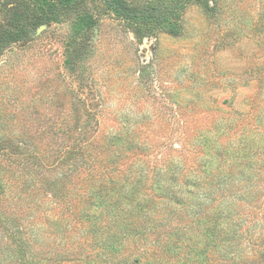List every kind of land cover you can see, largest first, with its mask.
I'll list each match as a JSON object with an SVG mask.
<instances>
[{"label": "trees", "instance_id": "trees-1", "mask_svg": "<svg viewBox=\"0 0 264 264\" xmlns=\"http://www.w3.org/2000/svg\"><path fill=\"white\" fill-rule=\"evenodd\" d=\"M192 4L214 14L220 0H4L0 62L33 29L71 20L67 63L79 73L105 16L142 43L161 32L178 36ZM224 112L214 126L185 130V143L173 148L178 157L168 150L147 160V143L130 125L100 132L103 141L89 136L96 128L73 139L66 114L22 131L20 124L39 121L37 115L9 114L2 101L0 264H264V237L252 241L251 257L242 256L245 236L253 235L244 226L257 218L264 228V99L256 93L249 111ZM59 160L71 161L68 170L49 174ZM61 177L72 186L54 194L65 202L51 215L55 220L27 218L24 206ZM59 224L62 231L55 230Z\"/></svg>", "mask_w": 264, "mask_h": 264}, {"label": "rangeland", "instance_id": "rangeland-1", "mask_svg": "<svg viewBox=\"0 0 264 264\" xmlns=\"http://www.w3.org/2000/svg\"><path fill=\"white\" fill-rule=\"evenodd\" d=\"M38 29L31 31L29 40L7 49L0 62V103L6 102V112L31 110L39 120L21 123L22 131L29 124L46 125L51 117L69 114L73 139L81 130L96 128L89 136L103 141V131L130 125L147 143V160L164 158L161 151L168 150L178 157L173 148L181 149L185 130L201 123L218 124L222 110L249 111L256 93L264 99V86L259 87L264 83V0H220L214 14L192 4L186 8L178 36L161 32L142 43L122 22L107 15L94 29L90 53L80 63L79 73L71 72L67 63L73 22L48 23ZM15 97L28 103L21 106ZM69 162L57 161L48 173L68 170ZM61 178L48 185L45 195L37 192L24 206V213L30 214L27 218L55 220L51 215L65 202L54 194L72 186V179ZM45 198L58 204L45 203ZM63 228L59 224L55 230ZM246 229L253 235L245 236L242 256L251 257L256 245L252 241L264 237V228L255 218Z\"/></svg>", "mask_w": 264, "mask_h": 264}, {"label": "water", "instance_id": "water-1", "mask_svg": "<svg viewBox=\"0 0 264 264\" xmlns=\"http://www.w3.org/2000/svg\"><path fill=\"white\" fill-rule=\"evenodd\" d=\"M43 28H45V24L41 25L38 30H42Z\"/></svg>", "mask_w": 264, "mask_h": 264}]
</instances>
